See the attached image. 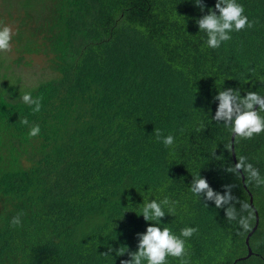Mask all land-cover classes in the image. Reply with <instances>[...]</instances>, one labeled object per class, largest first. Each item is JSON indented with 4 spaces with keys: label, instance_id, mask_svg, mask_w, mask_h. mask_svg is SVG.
Listing matches in <instances>:
<instances>
[{
    "label": "trees",
    "instance_id": "16d2710c",
    "mask_svg": "<svg viewBox=\"0 0 264 264\" xmlns=\"http://www.w3.org/2000/svg\"><path fill=\"white\" fill-rule=\"evenodd\" d=\"M216 2L203 0L202 12L195 0H3L0 17L18 23L10 43L22 57H48L55 75L23 89L0 73V264H120L152 223L178 237L198 229L180 237L187 264H264V185L245 177V188L225 171L235 154L264 178V132L236 138L233 153L230 129L213 119L218 90L264 96V0H236L254 26L213 49L196 21ZM23 93L41 99L39 112ZM25 117L38 136L29 137ZM197 176L221 194L235 185L248 230L239 203L229 220L190 191ZM165 197L174 215L164 206L162 222L138 216L144 201ZM110 248L125 255H104Z\"/></svg>",
    "mask_w": 264,
    "mask_h": 264
},
{
    "label": "clouds",
    "instance_id": "9594fccd",
    "mask_svg": "<svg viewBox=\"0 0 264 264\" xmlns=\"http://www.w3.org/2000/svg\"><path fill=\"white\" fill-rule=\"evenodd\" d=\"M196 7L203 12L206 5L203 0H195ZM217 11L219 15H217ZM243 5L236 0H217L214 9H208V14L197 19L196 23L199 31L206 32L207 46L209 48H219L223 42L231 39L230 33L233 31L239 32L245 27L252 28L255 21H249L244 15ZM13 36L12 28L8 25L0 27V52L11 51V39ZM25 104L32 107L33 113L41 110V99H33L31 93H23L19 97ZM219 101L218 109L213 116L217 122H223L225 127L230 129L232 135L239 139H252L255 134L264 132V117L260 112H264V96H261L257 91H247L245 96L241 95L239 90L227 88L226 90H218V94L213 98ZM259 106L257 110L256 106ZM20 123L29 126V137L33 138L40 134V126L38 124H29V120L25 117L20 120ZM155 135L158 141L162 142L165 147H170L174 143V136H163L159 129H155ZM215 155V153H214ZM246 157H239L238 162L233 167L226 168L228 173H234L237 176L244 175L248 182L255 181L256 186L264 185V178H261L259 170L251 163H247ZM223 194L212 189L206 178L201 176L193 177L190 191L197 195L203 196L205 200L214 202L217 208H224L225 215L229 220H236L238 212L235 207L236 203L240 204V211H249V216H239V224L244 230L249 229V220L251 213L249 205L246 202L239 201L233 195L235 185H225ZM175 202H171L167 197L162 201L143 202L142 213L138 216H143L145 221H159L165 217L163 207H168L170 215L175 214ZM23 213H18L12 218V226L21 224L20 217ZM197 228L186 227L181 229L180 236L172 234L169 228L161 229L156 224H151L147 227L146 233H138V250L128 251L126 254L128 259H123L120 264H166L168 256L182 258V264H187V260L183 259L186 254L185 239L191 238ZM116 251L118 255L124 256L120 249H108L104 255Z\"/></svg>",
    "mask_w": 264,
    "mask_h": 264
},
{
    "label": "rangeland",
    "instance_id": "374dc122",
    "mask_svg": "<svg viewBox=\"0 0 264 264\" xmlns=\"http://www.w3.org/2000/svg\"><path fill=\"white\" fill-rule=\"evenodd\" d=\"M3 0H0V5ZM16 17V16H15ZM15 17L8 15L0 17V27L8 25L12 28L13 34L18 29ZM0 57L4 60L0 73L6 74L11 83L17 84L23 89H32L44 81L51 79L55 73L50 68L48 57L42 55H23L16 51V47L11 43L10 52H0Z\"/></svg>",
    "mask_w": 264,
    "mask_h": 264
},
{
    "label": "water",
    "instance_id": "95a60500",
    "mask_svg": "<svg viewBox=\"0 0 264 264\" xmlns=\"http://www.w3.org/2000/svg\"><path fill=\"white\" fill-rule=\"evenodd\" d=\"M256 108L258 109L259 106L257 105ZM235 139H236V138H235L234 136H232V143H233V145H232V150H233V153H234V149H235V147H234V141H235ZM233 156H234V161H235V163H237V160H236V156H235V154H234ZM242 178H243V184H244V187L246 188L245 176L242 175ZM250 197H251L250 203H251L252 207L255 208V207H254V199H253V195H252L251 193H250ZM255 211H256V226H255V228L253 229V231L248 235V237H247V239H246V244H247L248 249H249V254H248L247 257H251V255H252V253H253L252 250H251V248L249 247V244H250V238L252 237L253 233L256 231V229L258 228L259 223H260L259 213L257 212L256 209H255ZM245 259H246V258H245ZM240 260H241V259H240ZM240 260H237V261L235 262V264H236L238 261H240ZM243 260H244V259H243Z\"/></svg>",
    "mask_w": 264,
    "mask_h": 264
}]
</instances>
